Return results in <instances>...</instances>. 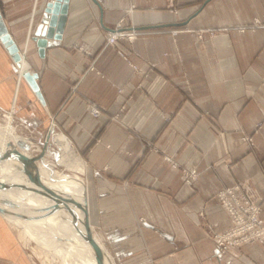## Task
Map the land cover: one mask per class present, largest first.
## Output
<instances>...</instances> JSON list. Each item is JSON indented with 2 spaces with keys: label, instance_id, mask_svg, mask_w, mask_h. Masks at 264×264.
<instances>
[{
  "label": "crops",
  "instance_id": "0c3cea01",
  "mask_svg": "<svg viewBox=\"0 0 264 264\" xmlns=\"http://www.w3.org/2000/svg\"><path fill=\"white\" fill-rule=\"evenodd\" d=\"M45 1L0 0L42 95L0 41V109L39 134L52 119L68 137L91 225L115 263L264 264V242L218 257L204 226H231L216 192L238 182L262 199L264 223V28L237 30L263 17L264 0H69L62 42L42 58L31 35ZM119 20L135 37L108 44ZM184 165L198 172L192 186ZM9 225L0 215V264H26L5 250Z\"/></svg>",
  "mask_w": 264,
  "mask_h": 264
},
{
  "label": "bare ground",
  "instance_id": "6f19581e",
  "mask_svg": "<svg viewBox=\"0 0 264 264\" xmlns=\"http://www.w3.org/2000/svg\"><path fill=\"white\" fill-rule=\"evenodd\" d=\"M17 64L24 77L26 64L22 58ZM53 132L52 123L43 145L35 146L18 134L13 125L0 124V183L6 184L0 187V208L6 210V213L0 212V215L19 226L24 240H34L33 251L44 253L43 260L48 263L97 264L91 246L85 239L80 219L84 210L89 211L87 182L77 171L58 170L55 160L46 156L53 143L59 154L68 159L70 156L68 137ZM12 150L34 158L32 169L38 171L44 187L24 177L20 159L8 154ZM68 162L67 167H75ZM92 234L104 250L106 264H116L93 229Z\"/></svg>",
  "mask_w": 264,
  "mask_h": 264
},
{
  "label": "built area",
  "instance_id": "2783aa9c",
  "mask_svg": "<svg viewBox=\"0 0 264 264\" xmlns=\"http://www.w3.org/2000/svg\"><path fill=\"white\" fill-rule=\"evenodd\" d=\"M256 28H264V15L262 18L255 17L251 22L237 26V30L243 32L246 29L254 30ZM207 32L212 36V29L199 30L197 37L202 38L203 32ZM174 30L173 33H176ZM135 37L134 31L125 30L122 25V20H119L117 25L109 31L107 43L114 44L118 38H124L132 41ZM120 54L125 57V54L120 51ZM134 71L142 70L132 64ZM147 72H144V76ZM140 85V84H139ZM72 90L74 88L72 87ZM90 113L98 117L101 115V109L93 104L90 107ZM52 121V119H51ZM242 139L250 142V137L244 135ZM163 158L173 167L180 166L172 156L164 154ZM182 180L189 186H192L197 180L198 172L193 166L181 167ZM216 198L220 204L226 209L231 219V226L221 233L214 232L209 224H204L208 236L215 242L217 247L218 257L226 251L228 247L243 245L248 242H264V223L261 217V198L252 197L249 195L245 184L238 182L222 188L216 192Z\"/></svg>",
  "mask_w": 264,
  "mask_h": 264
},
{
  "label": "water",
  "instance_id": "95a60500",
  "mask_svg": "<svg viewBox=\"0 0 264 264\" xmlns=\"http://www.w3.org/2000/svg\"><path fill=\"white\" fill-rule=\"evenodd\" d=\"M68 8L69 0H46L44 2L42 10L36 18L35 26L31 35V40L36 44L40 57L43 58L45 56L47 49L57 47L61 44L65 25L67 22ZM0 41L4 44L14 61L19 63L22 56L17 44L8 32L1 14ZM23 75L28 80L35 94L42 99L40 87L36 81L38 77L37 73L34 71L30 72L29 70H25L23 72ZM8 154L16 155L18 159H20V162L22 163L21 170L24 177L29 179L31 182L44 187L38 171L32 169V162L34 158L28 157L25 154L17 152L15 150H12L11 152L9 151ZM5 185L6 184L4 183H0V187H4ZM59 198L60 197L58 196V199ZM75 204L77 207L79 206L77 202ZM0 212L3 214L6 213V210L0 208ZM80 219L83 223L85 239L91 246L96 263L106 264L104 250L93 237L88 210L83 211V216Z\"/></svg>",
  "mask_w": 264,
  "mask_h": 264
},
{
  "label": "rangeland",
  "instance_id": "374dc122",
  "mask_svg": "<svg viewBox=\"0 0 264 264\" xmlns=\"http://www.w3.org/2000/svg\"><path fill=\"white\" fill-rule=\"evenodd\" d=\"M50 122H51V119L49 120V126L48 127H50ZM52 123L53 122H51V124ZM0 124L1 125H13L15 127V130L18 132V134H21L22 136H24L26 139L31 141L33 143V145H35V146L36 145H38V146L43 145V142L45 140V136H46L48 129H49L48 128L44 134H39L35 130V127L31 126L30 124H28L25 121L16 119L14 114L11 111H3L1 109H0ZM53 131H54V128H53ZM53 134H56V133L53 132ZM54 148H56V145L53 143L48 148V154L49 155L47 154L46 156L49 159L55 160L56 167L58 168V170H60V171L63 170L65 172H69L72 170L76 171L73 167H67V165H68L67 161L69 159L67 157H65L64 155L59 154ZM32 153L36 154L37 151H32ZM88 201H89V197H88ZM9 223L11 224V226L9 225V228L11 231L10 235L12 238L10 240L11 243L8 242L9 245L7 248H5L3 246L5 248V250L8 252V255H10V257H15L16 261H18V262H19V259L25 260L26 264H50V263H48V261L43 260L44 259V257H43L44 253L41 252L39 254V253L33 251L32 247H33V245H35V241L34 240H27L26 241V239L24 240V238H22V236L20 235L19 226L17 224L11 223V222H9ZM92 229L96 235H97V233L101 234L98 232V229L94 228L93 225H92ZM223 231H225V230H223ZM223 231H221V232H223ZM221 232H217V233H221ZM6 241H8V240H6ZM99 241H100V239H99ZM106 248H107V246H106ZM108 251H109V249H108ZM6 253H5V255H6ZM17 258H19V259H17ZM0 262H2V261H0ZM22 264H24V263L22 262Z\"/></svg>",
  "mask_w": 264,
  "mask_h": 264
}]
</instances>
